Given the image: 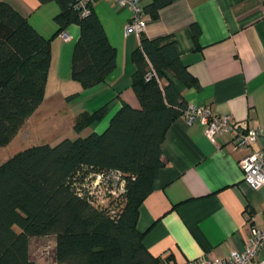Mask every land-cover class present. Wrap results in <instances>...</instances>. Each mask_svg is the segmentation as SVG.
Instances as JSON below:
<instances>
[{
  "label": "crops",
  "instance_id": "crops-1",
  "mask_svg": "<svg viewBox=\"0 0 264 264\" xmlns=\"http://www.w3.org/2000/svg\"><path fill=\"white\" fill-rule=\"evenodd\" d=\"M0 1L50 39L51 49L43 100L15 137L0 146V163L15 154L5 155L4 149L28 131L36 130L39 138H48L47 144L53 145L63 138L101 133L123 103L140 107L131 88L135 69L131 55L139 37L124 31L131 15L127 7L110 0L94 2L92 11L115 50V68L103 82L84 89L70 76L79 27L67 25L62 31L69 36L65 40L54 21L60 11L55 2ZM152 1L141 0L143 8ZM157 12L154 18L146 14L143 35L173 38L178 56L197 82V87H187L170 76L185 103L206 105L214 114L230 115L246 128L264 126V0H172ZM48 94L65 103L61 109L51 107L49 114L61 123L64 117L55 115L64 113L68 119L64 128L47 124L52 116H45L46 112L29 123ZM102 106L106 110L100 119L80 131L73 128L77 117ZM251 149L264 154V136ZM246 153V149H233L227 135L205 137L197 121L188 123L178 116L170 123L160 147L162 165L136 220L151 256L161 264H183L200 256L223 258L244 248L250 223L264 227V186H250L238 166ZM255 260L264 261V247Z\"/></svg>",
  "mask_w": 264,
  "mask_h": 264
},
{
  "label": "trees",
  "instance_id": "trees-1",
  "mask_svg": "<svg viewBox=\"0 0 264 264\" xmlns=\"http://www.w3.org/2000/svg\"><path fill=\"white\" fill-rule=\"evenodd\" d=\"M51 1L60 9L54 17L58 32L69 24L79 27L71 79L84 89L103 82L115 68V50L99 19L93 11L81 17L73 0H37ZM171 1L153 0L145 14L157 17L158 9ZM50 59V39L0 1V146L15 137L42 102ZM131 59V88L139 108L123 103L101 133L34 145L0 163V264H35L29 241L44 236L54 237L55 264H161L142 244L138 207L162 165L165 131L187 105L170 76L187 87H197V82L172 37L140 34ZM151 69L155 76L146 79ZM105 110L102 106L80 115L73 128L82 130ZM98 174L111 189L122 181V203L116 210L108 208L113 201L106 207L95 204L91 183Z\"/></svg>",
  "mask_w": 264,
  "mask_h": 264
},
{
  "label": "built area",
  "instance_id": "built-area-1",
  "mask_svg": "<svg viewBox=\"0 0 264 264\" xmlns=\"http://www.w3.org/2000/svg\"><path fill=\"white\" fill-rule=\"evenodd\" d=\"M99 0H73L74 8L81 17L88 15L94 2ZM109 1V0H101ZM120 7L130 10V17L124 26L125 33L134 32L140 37L146 27V14L141 0H110ZM61 36L68 40L69 36L62 32ZM155 76L151 69L146 79ZM188 123L197 121L203 128L205 137L213 140L217 135H227L233 149H246L247 153L238 160V166L242 171L243 180L252 187L264 186V154L251 149L257 139L264 136V126L246 128L238 124L230 115H216L206 105L187 104L182 110ZM106 179L98 174L95 177V185L104 183ZM118 189L123 191V183ZM251 220V219H250ZM264 247V227L258 228L253 222L247 230L245 246L242 250H231L223 258H208L200 256L196 259L185 261L183 264H264V261L255 260V256Z\"/></svg>",
  "mask_w": 264,
  "mask_h": 264
},
{
  "label": "rangeland",
  "instance_id": "rangeland-1",
  "mask_svg": "<svg viewBox=\"0 0 264 264\" xmlns=\"http://www.w3.org/2000/svg\"><path fill=\"white\" fill-rule=\"evenodd\" d=\"M64 104L65 103L62 100H60L58 96L53 97L52 95L48 94L43 103V106L40 109H38L37 113L33 115L29 123L31 124L35 119L38 118L40 114L42 115V113L44 114L46 112L45 116L51 114L50 113L51 107H55L56 109H61L65 106ZM55 116H57L58 118L64 117V119H62L61 123H57V121L54 119L55 117L52 116L50 117L49 120H47V124H51V123L54 125L57 124V128L58 125H60V128H64L68 121L66 115L64 113H60ZM104 129L102 130V132L104 131ZM35 132L37 131L36 130L28 131L27 133L24 134L23 137H18L17 139H15L13 143H11V145H9L4 149L3 152L5 153V155L17 153L18 151H21L28 147L43 144L44 142L47 143L49 141L47 140L48 138L45 139L39 138L41 136H38L37 133ZM91 190L93 191L94 197L96 199L95 204L103 205L106 207L109 205L110 201H113V203H111V205L108 206V208L111 210H116V208L120 206V203H122V196L120 189H116V188L111 189V187L103 183H98L95 185V180H92ZM54 244L55 242L53 236L30 238L29 256L31 260H33L35 264H55L54 255H53Z\"/></svg>",
  "mask_w": 264,
  "mask_h": 264
}]
</instances>
